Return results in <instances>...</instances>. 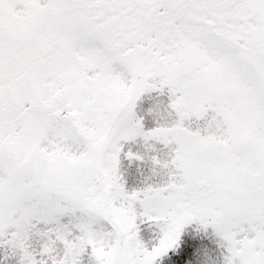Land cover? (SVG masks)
<instances>
[{
    "label": "snow or ice",
    "instance_id": "snow-or-ice-1",
    "mask_svg": "<svg viewBox=\"0 0 264 264\" xmlns=\"http://www.w3.org/2000/svg\"><path fill=\"white\" fill-rule=\"evenodd\" d=\"M0 264H264V0H0Z\"/></svg>",
    "mask_w": 264,
    "mask_h": 264
}]
</instances>
